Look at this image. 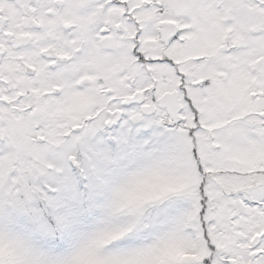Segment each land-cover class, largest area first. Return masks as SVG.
Wrapping results in <instances>:
<instances>
[{
	"label": "snow or ice",
	"instance_id": "snow-or-ice-1",
	"mask_svg": "<svg viewBox=\"0 0 264 264\" xmlns=\"http://www.w3.org/2000/svg\"><path fill=\"white\" fill-rule=\"evenodd\" d=\"M0 264H264V0H0Z\"/></svg>",
	"mask_w": 264,
	"mask_h": 264
}]
</instances>
